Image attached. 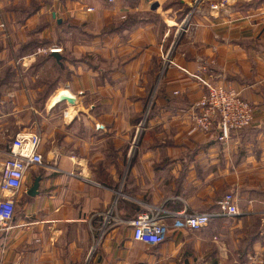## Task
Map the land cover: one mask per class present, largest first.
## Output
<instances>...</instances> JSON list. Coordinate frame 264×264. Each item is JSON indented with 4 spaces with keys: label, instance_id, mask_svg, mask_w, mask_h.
I'll return each mask as SVG.
<instances>
[{
    "label": "crops",
    "instance_id": "obj_1",
    "mask_svg": "<svg viewBox=\"0 0 264 264\" xmlns=\"http://www.w3.org/2000/svg\"><path fill=\"white\" fill-rule=\"evenodd\" d=\"M219 1L0 0V168L18 135H39L44 159L25 175L13 230L0 232V264L264 256V0L212 11ZM55 47L63 67L48 52ZM47 55L66 78L45 96L55 69L35 66ZM195 76L236 89L254 109L251 128L228 140L216 130L189 135L207 93ZM61 94L77 105L52 107ZM6 195L0 190V200ZM226 195L239 216L220 215ZM149 208L163 210L169 226L154 247L134 241L131 227ZM182 213L209 215V226L177 231Z\"/></svg>",
    "mask_w": 264,
    "mask_h": 264
},
{
    "label": "built area",
    "instance_id": "obj_2",
    "mask_svg": "<svg viewBox=\"0 0 264 264\" xmlns=\"http://www.w3.org/2000/svg\"><path fill=\"white\" fill-rule=\"evenodd\" d=\"M112 2V0H110ZM231 3V0H220L217 4L210 5L212 11H223ZM190 17L186 19L187 26ZM5 25L0 24V31ZM60 48H52L48 52L61 53ZM170 53L163 57L166 63L170 62ZM202 72H207L201 67ZM200 72V73H202ZM195 78L202 83L207 93L195 105L198 113L192 116V124L189 127V135L212 133L220 125L223 128V137L220 140L230 139L233 133H239L249 128L254 122V109L245 101L241 94L234 88L215 86L204 82L200 76ZM143 125L137 129L141 133ZM139 137L136 136V140ZM8 159L3 164L4 172L1 175L0 190L8 195L0 200V232L8 235L13 230V221L16 210V196L24 187L25 175L29 168L44 164L40 146L39 135H18L8 147ZM220 215L236 217L241 214L238 209L237 199L234 195H226L219 203ZM163 210L149 208L140 213L131 221L133 239L149 247L163 244L167 237L169 226L165 223ZM173 222V228L177 231H202L209 226L210 216L206 214L192 215L182 213ZM248 264H264V256H253Z\"/></svg>",
    "mask_w": 264,
    "mask_h": 264
},
{
    "label": "water",
    "instance_id": "obj_3",
    "mask_svg": "<svg viewBox=\"0 0 264 264\" xmlns=\"http://www.w3.org/2000/svg\"><path fill=\"white\" fill-rule=\"evenodd\" d=\"M54 18H55V15H54ZM51 56L55 59L56 63L59 66L63 67V57L59 53H52ZM64 102L68 103L70 106H73V107H75L77 105L76 98L68 96V95H58L57 98L54 100V104L52 105V107H55L56 105L62 104ZM216 121L220 125L218 128H216V131L218 132L219 139H221L223 137V128H222V126L220 124V120L218 118ZM3 172H4V167L1 166L0 174L2 175ZM40 182H41L40 178L35 180L33 187L28 192L29 196L35 197L38 195V189L40 187Z\"/></svg>",
    "mask_w": 264,
    "mask_h": 264
},
{
    "label": "trees",
    "instance_id": "obj_4",
    "mask_svg": "<svg viewBox=\"0 0 264 264\" xmlns=\"http://www.w3.org/2000/svg\"><path fill=\"white\" fill-rule=\"evenodd\" d=\"M130 26H131V25L128 24V25L125 26V28H129ZM48 63H52V64H53L57 78L47 79L46 82L43 83L44 86H45V93H44L45 96L48 95L50 92H52V90L54 89V87L57 85L58 81H59V82H60V81H64L65 78H66V73H65V71H62L61 67H59V66H57V65L55 64V62H54L53 59L50 57V55H47V56H39V58H38V62L36 63L35 68H40V67H42V66H44V65H46V64H48ZM57 79H58V80H57ZM46 99H47V97L42 98L41 101H42V100H46ZM151 110H152V108H150V111H149V113H148L149 115L151 114ZM251 126H252V125H251ZM251 126H250L249 128H247V129L243 130V131H246V130L250 129ZM243 131H242V132H243ZM231 136H232V135H231ZM247 261H248V260H247ZM247 261H246V262H247ZM246 262H245V263H246ZM248 263H249V261H248L246 264H248Z\"/></svg>",
    "mask_w": 264,
    "mask_h": 264
},
{
    "label": "rangeland",
    "instance_id": "obj_5",
    "mask_svg": "<svg viewBox=\"0 0 264 264\" xmlns=\"http://www.w3.org/2000/svg\"><path fill=\"white\" fill-rule=\"evenodd\" d=\"M54 75H55V74H54ZM52 77H54V76H52ZM49 79H52V78H49ZM142 131H143V129H142ZM141 134H142V132L139 133V134H137V130H136V136L141 137Z\"/></svg>",
    "mask_w": 264,
    "mask_h": 264
},
{
    "label": "bare ground",
    "instance_id": "obj_6",
    "mask_svg": "<svg viewBox=\"0 0 264 264\" xmlns=\"http://www.w3.org/2000/svg\"><path fill=\"white\" fill-rule=\"evenodd\" d=\"M61 95H65V94H61Z\"/></svg>",
    "mask_w": 264,
    "mask_h": 264
}]
</instances>
